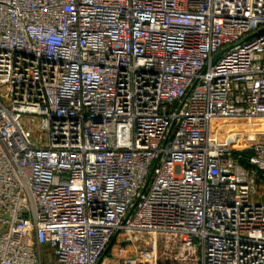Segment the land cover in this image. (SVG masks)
Here are the masks:
<instances>
[{
	"label": "built area",
	"instance_id": "1",
	"mask_svg": "<svg viewBox=\"0 0 264 264\" xmlns=\"http://www.w3.org/2000/svg\"><path fill=\"white\" fill-rule=\"evenodd\" d=\"M259 181L264 0H0V264H264Z\"/></svg>",
	"mask_w": 264,
	"mask_h": 264
},
{
	"label": "rangeland",
	"instance_id": "2",
	"mask_svg": "<svg viewBox=\"0 0 264 264\" xmlns=\"http://www.w3.org/2000/svg\"><path fill=\"white\" fill-rule=\"evenodd\" d=\"M258 184L260 186V189L263 190L264 189V181L263 182L259 181ZM159 239H160V243H161L159 246V248H160L163 244L164 239H161V238H159ZM44 260H45V264H55L54 263V257H53L51 252H45Z\"/></svg>",
	"mask_w": 264,
	"mask_h": 264
},
{
	"label": "water",
	"instance_id": "3",
	"mask_svg": "<svg viewBox=\"0 0 264 264\" xmlns=\"http://www.w3.org/2000/svg\"><path fill=\"white\" fill-rule=\"evenodd\" d=\"M218 56H219V55H217L216 58H217ZM112 243H113V240L111 241V243H110V245L108 246V248H107V250L105 251V253L108 252V250H109V248L111 247Z\"/></svg>",
	"mask_w": 264,
	"mask_h": 264
}]
</instances>
